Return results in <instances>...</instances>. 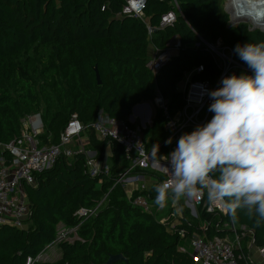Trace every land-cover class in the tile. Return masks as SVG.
<instances>
[{
    "label": "trees",
    "instance_id": "obj_1",
    "mask_svg": "<svg viewBox=\"0 0 264 264\" xmlns=\"http://www.w3.org/2000/svg\"><path fill=\"white\" fill-rule=\"evenodd\" d=\"M146 1L145 19L139 20L119 16L126 0H0V158L11 160L5 147L21 136L22 120L38 113L45 124L44 141L59 143L69 119L76 115L87 128L89 148L98 159L102 162L106 152H112L109 175L89 176L84 155L72 160L61 157L52 169L36 175V185L25 189L31 209L27 228L0 227V264H28L29 259L32 264H104L113 255L125 258L115 264H196L190 253L181 250L179 231L189 237L229 234L215 228L223 218L206 213L201 214L206 229L188 217L171 229L135 209L123 188H113L129 165L123 148L99 140L90 125L103 111L135 128L129 122L134 107L154 102L156 90L175 116L185 103L179 85L187 74L203 66L204 72L194 80L215 82L219 76L210 54L197 47L201 40L212 45L222 40L233 50L237 44L264 42V33L246 25L229 27L224 0ZM175 3L182 16L161 29V18L175 9ZM148 27L157 32L149 35ZM174 39L180 40L181 50L153 75L147 69L150 47L165 50ZM165 124L158 110L144 131L149 149L166 140ZM167 153L163 146L160 155ZM157 185L150 191L154 200ZM100 203L95 215L86 219L77 215ZM233 221L251 231L255 245L264 248V222L258 225L239 211ZM61 223L76 229L74 242L58 241ZM58 242L59 260L36 261ZM242 254L244 263L248 250Z\"/></svg>",
    "mask_w": 264,
    "mask_h": 264
},
{
    "label": "built area",
    "instance_id": "obj_2",
    "mask_svg": "<svg viewBox=\"0 0 264 264\" xmlns=\"http://www.w3.org/2000/svg\"><path fill=\"white\" fill-rule=\"evenodd\" d=\"M231 2L232 0H224L223 7L229 16V27L246 25L250 31L264 33V15L261 14L259 18H254L252 21L245 20L231 12ZM146 5V0H126L119 16H132L144 20ZM177 15L182 16L178 4L175 3V9L161 18L160 28L165 29L173 26ZM154 31L153 28L148 27L149 35L155 33ZM200 42L197 47L203 46L217 66L219 76L216 81L193 79L204 72L203 66H199L187 74L182 90L185 103L175 116L170 114L168 103L156 90L155 102L166 123L165 141L169 138L173 139L171 145L166 144L165 141L160 145V150L163 146L168 148L167 154L174 150L176 140L183 133L192 131L196 125L203 124L211 118L212 114L207 111L210 103L207 91L218 88L219 81L225 76L239 75L242 72L250 71L235 60L233 50L222 40H218L213 45L204 40ZM181 48L180 40L174 39L168 43L165 50L154 49L147 69L156 75ZM150 114L153 117L147 103H142L132 112L131 116L134 122L129 120L131 124L136 125L135 128L125 121L110 118L103 111L99 112L96 121L90 125L99 140L108 139L120 145L124 150V156L129 165L115 180L113 188L117 186L123 188L135 209L156 217L162 224H169L171 229L176 227L180 219L186 217L192 223L199 222L201 229H206L208 226L201 221L202 213L223 218L224 222L215 225V228L222 232L227 230L229 234L225 237L213 236L209 238L206 232L204 234L194 233L189 237L183 231H179L184 243L187 239L191 240L195 250L192 257L196 264H253L249 255L248 261L245 260L244 263H241V260H244L242 250L245 248L248 250V247L255 246L252 232L236 225L232 219L228 221L229 214L223 203L210 206L206 194H202L199 199L181 198L175 202L170 199L164 207L154 203L150 194L152 187L170 179L171 174L165 166L167 157H158L153 162L151 151L146 145L144 131L147 128L146 123H148L147 119ZM138 123H145V126L138 125ZM86 130L87 128L78 117L73 115L62 131L59 143L52 144L41 139L45 132V124L40 113L27 116L22 120L21 136L5 147L11 160L0 158V227L27 228L31 209L26 199L25 189L28 186H35L36 175L52 169L61 157L72 160L76 156L84 155L85 172L92 178L110 174L111 167L98 159L97 152L87 150L83 140L86 137ZM143 172H147L149 175H143ZM158 176L163 177V180L159 181ZM150 179H154L156 183L149 184ZM101 204L93 210L82 209L78 211L77 215L84 219L89 218L96 214ZM164 213H166V217H161ZM74 231L76 232V229L72 228L70 232ZM58 241L63 240L58 236ZM59 242L48 246L36 261L46 257L48 251L57 247ZM181 250L186 251L185 249ZM260 253L264 257V248L260 250ZM32 263V260L29 259L28 264Z\"/></svg>",
    "mask_w": 264,
    "mask_h": 264
},
{
    "label": "clouds",
    "instance_id": "obj_3",
    "mask_svg": "<svg viewBox=\"0 0 264 264\" xmlns=\"http://www.w3.org/2000/svg\"><path fill=\"white\" fill-rule=\"evenodd\" d=\"M233 52L250 71L225 76L207 91L211 118L183 133L166 156L158 143L151 146L153 162L167 157L171 174L155 187L154 203L164 207L170 199L206 194L210 206L223 203L233 220L239 211L259 225L264 222V42L237 44Z\"/></svg>",
    "mask_w": 264,
    "mask_h": 264
},
{
    "label": "rangeland",
    "instance_id": "obj_4",
    "mask_svg": "<svg viewBox=\"0 0 264 264\" xmlns=\"http://www.w3.org/2000/svg\"><path fill=\"white\" fill-rule=\"evenodd\" d=\"M223 7H224V1H223ZM226 12V9H225ZM185 85V81H183L182 83H180L179 88L182 91L183 87ZM157 96V95H156ZM155 96V99H156ZM149 107L152 111L153 117L156 115V112H158V106L156 105V102L154 100V102L149 103ZM151 124L146 123V126H150ZM54 139V134L53 135H49V140H53ZM107 165H111V162L109 160V163H107ZM149 184H154L156 183V181L154 179H150L148 181ZM161 217H166V213L162 214ZM72 228L68 227L65 224H60L58 226V236L61 238V240L63 241H69V242H74L77 239V235L76 232H70ZM181 249H185L188 253H190L191 255H193L195 253L194 248L192 247L191 244V240L187 239L186 243H184V241L182 240V245H181ZM61 258V251L60 249L57 247H55L54 249H52L50 252L48 251V254L46 257L42 258L40 261L42 262H54L57 261Z\"/></svg>",
    "mask_w": 264,
    "mask_h": 264
},
{
    "label": "bare ground",
    "instance_id": "obj_5",
    "mask_svg": "<svg viewBox=\"0 0 264 264\" xmlns=\"http://www.w3.org/2000/svg\"><path fill=\"white\" fill-rule=\"evenodd\" d=\"M230 7L234 15L245 20L252 21L264 14V0H252L250 2L247 0H232Z\"/></svg>",
    "mask_w": 264,
    "mask_h": 264
},
{
    "label": "crops",
    "instance_id": "obj_6",
    "mask_svg": "<svg viewBox=\"0 0 264 264\" xmlns=\"http://www.w3.org/2000/svg\"><path fill=\"white\" fill-rule=\"evenodd\" d=\"M154 49L155 48L153 46L150 47V56H152ZM147 104H149V103H147ZM83 140L85 142L84 144L86 145L87 150H89V151L92 150L89 148L88 138L84 137ZM111 159H112V152H111V150H108L106 152V154L104 156V160L102 162L107 164V163H109V160L111 161ZM178 223H180V220L178 221ZM61 224H63V223H61ZM261 249H262L261 247L256 246V245L248 247V255H249L250 260L253 262V264H264V257L260 253Z\"/></svg>",
    "mask_w": 264,
    "mask_h": 264
},
{
    "label": "water",
    "instance_id": "obj_7",
    "mask_svg": "<svg viewBox=\"0 0 264 264\" xmlns=\"http://www.w3.org/2000/svg\"><path fill=\"white\" fill-rule=\"evenodd\" d=\"M154 32L156 33L157 31L155 30ZM95 72H96V77H97L98 84L101 85V79H100V76H99V73H98L97 68L95 69ZM147 106H149V105L147 104ZM137 107H139V105L135 106L134 109H133V111H134ZM129 120H130L131 122H134L132 116H130ZM147 122H148L149 124L152 123V115H151V114L149 115V117H148V119H147ZM138 125L145 126V123H142V124L138 123ZM119 261H125V258H124L122 255H113V256H110V258L108 259V261H107L106 263H104V264H115V263H117V262H119Z\"/></svg>",
    "mask_w": 264,
    "mask_h": 264
}]
</instances>
